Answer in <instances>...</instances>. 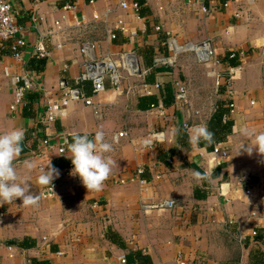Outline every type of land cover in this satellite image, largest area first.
I'll list each match as a JSON object with an SVG mask.
<instances>
[{"label":"crops","instance_id":"obj_1","mask_svg":"<svg viewBox=\"0 0 264 264\" xmlns=\"http://www.w3.org/2000/svg\"><path fill=\"white\" fill-rule=\"evenodd\" d=\"M12 4L18 21L29 28L28 47L21 61L13 58L9 47L3 51L0 133L25 130L23 143L29 152L15 161L18 182L26 181L39 200L27 207L19 198L0 203V264H122L120 257L136 250L150 256L153 264H264V240L253 236L264 229V156L240 151L251 138L239 134L242 126L264 132V0H145L140 10L133 8V0H12ZM32 17L37 29L30 28ZM75 17L85 19L84 24L76 26ZM109 32L117 38L109 39ZM168 33L181 43L210 39L219 62L199 64L189 53L180 56L175 68L154 67V57L165 52ZM83 41L98 42V54L135 51L141 72L126 75L122 95L107 83L108 90L93 99L100 118L92 107L72 102L47 132L45 115L60 98V79L71 80L83 70L79 51ZM39 46L48 52L41 70H36L41 77L28 93L27 104L11 111L15 95L5 69L11 75L33 70L30 62ZM234 51L243 53L242 67L224 60ZM231 70L236 111L230 117L232 133L215 143H223L228 151L217 167L212 150L189 145L188 130L198 124L209 129L218 104L226 103L224 88L216 86L217 76L227 77ZM143 83L161 85L156 97L167 85L173 86L175 96L184 90L186 101L175 98L163 116L158 108L140 110L144 95L134 88ZM85 91L90 95V85ZM98 129L112 144L109 155L115 163L102 189L89 191L71 174L73 165L67 157L71 154L60 155L58 149L73 133L91 136ZM155 131L164 134L165 142L148 147L146 138ZM119 133L127 135L115 141ZM50 134L54 148L44 149L41 142ZM25 159L35 162L31 171L23 167ZM49 162L59 170L54 177L58 188L53 197L43 198L47 185L38 177ZM138 166L146 169V184H117V178ZM192 170H207L213 179L196 181ZM242 176L249 177L244 188L238 185ZM166 199L176 201L173 210L142 209L143 204Z\"/></svg>","mask_w":264,"mask_h":264},{"label":"built area","instance_id":"obj_2","mask_svg":"<svg viewBox=\"0 0 264 264\" xmlns=\"http://www.w3.org/2000/svg\"><path fill=\"white\" fill-rule=\"evenodd\" d=\"M226 2L229 0H225ZM93 2V1H91ZM123 8H127V4H122ZM71 8V7H69ZM133 8L139 10L140 7L138 3L133 0ZM203 12L208 14L209 9L204 8ZM97 19V16H94ZM33 25L30 28L37 29L35 17H32ZM85 19H78L75 17V25L82 26ZM59 25V22L56 23ZM158 27L156 30H159ZM29 31L25 25L21 24L17 17L12 4V0H0V65L3 63V51L5 48L9 47L13 58L17 60L23 59V53L28 47L26 35ZM108 38L115 40L117 38L115 33L109 32ZM165 52L162 54H157L153 59L154 67H171L175 68L178 66L180 56L184 54L193 53L199 64L210 65L213 63H218L216 56V51L213 47V43L210 39L204 40L199 43L186 42L181 43L175 36L167 34L166 40L164 41ZM99 43L96 41H83L80 43L79 51L80 55L84 59L83 70L75 78L69 80L63 77L59 81L60 98L58 101L50 104L47 108L45 115V122L48 132V128L56 122V120L63 116L66 112V108L72 102L81 101L86 106L92 107L98 118L101 117L99 107L93 101L94 98L108 90L109 84L110 88L117 92L119 95L125 93L123 84L126 75L133 77L140 74L141 69L139 65V58L135 51H123L119 53L98 54ZM48 56L46 48L39 46L35 51L33 57L37 60L45 59ZM231 57H238L240 61V66L244 63V55L240 52H232ZM5 76L10 80V84L14 90V102L10 105V110L15 111L16 109L25 106L27 104V95L36 87L38 79L41 77L40 72L36 70H26L20 75H11L7 69H5ZM235 73L231 70L227 77L221 75L217 76L216 86L218 89L224 88L225 94V106L229 109V117L233 115L236 111L235 105V92L232 87V82L234 80ZM90 85L91 93L88 95L85 91V86ZM132 90L133 88L130 87ZM144 96H154L161 89V85L158 83L147 84L143 83L140 86L135 87ZM133 89V90H134ZM129 91V88L127 89ZM176 101L184 103L186 101V93L184 90L179 91L176 95ZM253 104V103H252ZM165 105L162 101L154 107L160 109L161 116L165 115ZM153 109V108H152ZM126 133H119L114 136L115 141H119L120 138L125 137ZM148 147H156L159 144L165 142L164 134L161 132H152L146 138ZM69 142V141H68ZM41 146L44 149H53V144L51 143V134L46 136L41 142ZM67 152L66 142L62 147L58 149V153L63 155ZM214 156L215 164L220 167L227 158L228 151L223 146V143L215 144V147L210 153ZM146 172L145 167L138 166L136 169L130 173L117 178V184L127 185L129 183H139L144 185L148 182L144 178ZM160 178L159 176L157 177ZM249 177L242 176L239 179L238 185L241 188L247 186ZM57 183L53 179L51 185H47L41 196L43 198L53 197L57 190ZM222 192V190H221ZM245 192L247 194L251 193V189L246 188ZM176 207V201L172 199L162 200L156 204H143L142 209L148 210H158L166 211L173 210ZM253 236H256V231L253 232ZM180 258V257H179ZM122 264H127L125 256L120 257ZM180 261V259H179ZM179 264H185L179 262Z\"/></svg>","mask_w":264,"mask_h":264},{"label":"clouds","instance_id":"obj_3","mask_svg":"<svg viewBox=\"0 0 264 264\" xmlns=\"http://www.w3.org/2000/svg\"><path fill=\"white\" fill-rule=\"evenodd\" d=\"M239 134L242 137L251 138L250 143L244 144L240 151L243 149L248 155L255 151L264 156V132L254 133L247 126H242ZM24 136L25 130L22 127L0 133V203L2 204L19 198L22 200V207H27L36 205L39 200V195L29 192L26 181L18 182L15 161L22 152ZM213 137V132L204 124L193 125L188 130L189 145L199 146L203 141L205 146H211L214 144ZM66 145L67 151L71 154L67 157L73 165L71 174L78 176L83 186L89 191L101 190L115 163L109 155L113 151L112 144L106 141L104 131L98 129L91 136L87 133H73L70 142L66 141ZM22 163L23 167L29 171L35 166V162L31 159H25ZM192 175L196 181L211 182L213 179L207 170L203 173L192 170ZM58 176L59 170L49 162L46 167L40 168L38 181L40 184L51 185L54 177Z\"/></svg>","mask_w":264,"mask_h":264},{"label":"trees","instance_id":"obj_4","mask_svg":"<svg viewBox=\"0 0 264 264\" xmlns=\"http://www.w3.org/2000/svg\"><path fill=\"white\" fill-rule=\"evenodd\" d=\"M140 9L145 6V0H135ZM139 9V10H140ZM141 15H143V11L140 12ZM224 60L226 63L231 67H236L240 65V61L238 57H231V53H227L224 57ZM45 60H37L33 59L31 64V69L40 71L41 66L44 64ZM175 94H174V88L172 85H167L165 89H163L161 96H144L139 99V105L138 108L140 110H149L154 107H156L160 101L164 103L165 106L171 105L175 101ZM226 103L220 102L218 104V107L214 113V115L211 118V122L209 123V130L213 132L214 134V144L211 146H205L204 142H201L202 147H206L208 150H213V147L216 142H221L224 137L228 136L232 133L233 128V120L229 117V109L225 106ZM71 140V136L69 138V142ZM27 147L25 146V143L22 144V152L19 157H24L27 154ZM1 213V209H0ZM264 234V229L256 230V236L255 239L257 240H264V235L261 236V233ZM16 243V242H15ZM20 245L27 246L25 241H21L19 243ZM121 247H125L124 244L121 243ZM126 260L128 264H153L151 257L144 254L142 251L136 250V251H129L126 255Z\"/></svg>","mask_w":264,"mask_h":264},{"label":"rangeland","instance_id":"obj_5","mask_svg":"<svg viewBox=\"0 0 264 264\" xmlns=\"http://www.w3.org/2000/svg\"><path fill=\"white\" fill-rule=\"evenodd\" d=\"M228 74V73H227ZM57 188H58V186H57Z\"/></svg>","mask_w":264,"mask_h":264}]
</instances>
